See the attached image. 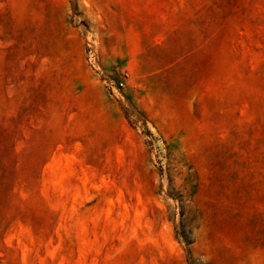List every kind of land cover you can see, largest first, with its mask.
I'll return each instance as SVG.
<instances>
[{
    "label": "rangeland",
    "instance_id": "obj_1",
    "mask_svg": "<svg viewBox=\"0 0 264 264\" xmlns=\"http://www.w3.org/2000/svg\"><path fill=\"white\" fill-rule=\"evenodd\" d=\"M0 264H264V0H0Z\"/></svg>",
    "mask_w": 264,
    "mask_h": 264
},
{
    "label": "built area",
    "instance_id": "obj_2",
    "mask_svg": "<svg viewBox=\"0 0 264 264\" xmlns=\"http://www.w3.org/2000/svg\"><path fill=\"white\" fill-rule=\"evenodd\" d=\"M126 75V74H125ZM122 86V82H118L117 83V87H121Z\"/></svg>",
    "mask_w": 264,
    "mask_h": 264
}]
</instances>
